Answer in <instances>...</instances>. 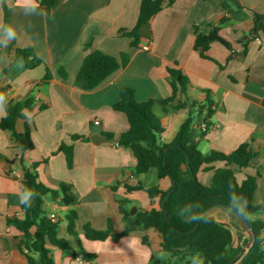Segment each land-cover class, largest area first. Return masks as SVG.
<instances>
[{"label": "crops", "instance_id": "1", "mask_svg": "<svg viewBox=\"0 0 264 264\" xmlns=\"http://www.w3.org/2000/svg\"><path fill=\"white\" fill-rule=\"evenodd\" d=\"M142 1L57 0L46 13L42 0H34L35 6L0 0V89H6L10 99L30 92L35 99L32 107L24 110L30 121L19 119L16 123L17 132L30 130L34 149L21 152L11 132L0 129V264H28L19 249L20 232L8 224V219L24 215L20 182L13 177L22 176L21 157L27 166L37 163L43 184L55 189L60 183L71 184L78 198L73 205H64L51 195L44 198L43 210L48 216H57L58 236L71 247V252L51 247L55 264H197L194 258L171 257L162 250L157 231L136 224L138 210L160 205L158 198L152 204L146 189L167 191L172 182L161 178L157 169L137 174L132 149L116 146L129 128L126 115L113 108L123 87L135 89L137 101L153 102L152 111L163 127L159 141L164 144L174 141L189 113L188 108L175 109L176 102L205 103L209 99L214 109L208 118L209 128L203 134L201 121L196 122L190 142L197 143L206 156L212 151L231 153L249 142L256 156L251 166L237 170L236 176L241 182L247 174H258L252 205H264V32L254 34V14H264V0H226L225 7L224 0L167 1L149 23L150 39L141 36L134 47L132 38L122 31L137 26ZM9 26L15 32L11 38L5 30ZM214 29L228 45L214 40L206 50L196 49V36L209 35ZM25 48H32L42 60L39 66L29 69L24 58L16 55V49ZM244 49L245 54L239 55ZM94 50L115 57L126 53L129 62L97 88L84 91L75 86V79L85 57ZM168 68L180 69L189 85L185 95L164 106L161 101L173 94ZM48 69L52 77L46 81ZM59 69L67 72L66 78L60 76ZM5 114L0 105V120ZM96 120L100 123L95 124ZM73 135L88 140H74ZM62 143L73 146L72 168L58 150ZM214 166L223 168L225 163ZM212 177L213 172L198 173L207 186ZM139 184L144 190H127ZM116 198L130 200L128 217L120 213ZM71 211L77 214L75 235L68 231L66 216ZM205 215L229 225L238 235L227 207L216 205ZM256 217L264 219V212L254 213ZM85 224L110 230V236L89 240L84 235ZM126 228L127 235L113 237ZM241 232L240 244L248 238ZM242 249L243 256L247 248ZM86 254L94 255L93 260H85ZM240 262L241 258L234 264Z\"/></svg>", "mask_w": 264, "mask_h": 264}, {"label": "trees", "instance_id": "2", "mask_svg": "<svg viewBox=\"0 0 264 264\" xmlns=\"http://www.w3.org/2000/svg\"><path fill=\"white\" fill-rule=\"evenodd\" d=\"M167 1L168 4H172L175 0L142 1L137 26L132 30L122 31L124 36L132 38V46H138L141 39L139 32L141 25L149 24ZM56 2L57 0H42L41 4L46 13H50ZM223 6H226V0L223 1ZM263 21L264 14H254V34L259 31L264 32ZM214 40L225 43L219 36L218 29H214L209 35H197L195 48L206 50L209 42ZM245 51L244 49L239 55L245 54ZM15 52L18 57L24 58L26 67L29 69L42 63L32 48L16 49ZM235 55L236 53H233L232 57ZM128 62L129 55L126 53L115 57L100 50H94L85 57L80 66L75 86L84 91L93 90L114 72L124 68ZM168 73L172 79L173 94L170 98L161 101L164 106L176 102L178 95H185L189 85L180 69L168 68ZM59 74L62 78L67 77L64 69H59ZM51 77L52 73L48 69L45 80L48 81ZM0 94H2L0 105L6 112L0 120V129L11 132L14 145L21 152L34 149L30 130L26 129L24 132L16 130L19 119L25 122L30 121L24 114V110L30 109L35 102L32 93L19 99L8 98L6 89H0ZM152 105L151 100L137 101L135 89L130 87L120 89L119 98L113 105L114 110L123 112L128 119L129 128L119 136L118 146L132 149L137 160L136 173L145 174L151 169H157L161 178L168 177L172 182L167 191L157 187L146 189L152 204L158 198L160 205L151 210H138L135 213L136 224L142 225L147 230L157 231L162 239V250L171 257H177L180 260L194 258L197 264H234L243 246L247 244L248 238L240 244L239 240L244 236L241 229H238L239 233L235 235L229 225L205 215V211L209 208L222 205L229 209L238 222L237 216L231 209L240 212L253 229L254 242L247 247V252L239 257L240 264H264V219L253 218L254 213L264 212V205L262 207L252 205L258 174H247L241 182H238L236 176V171L250 167L256 156L250 143H242L231 153L212 151L206 156L198 148L197 143L190 142L192 127L196 122L204 123L203 134H206L209 128L208 118L214 113L209 99L205 103L177 101L175 109L188 108V116L180 126L174 141L171 144L161 143L159 137L163 127L154 115ZM72 139L88 140V137L73 135ZM58 150L64 153L68 168H72L73 146L62 143ZM20 162L22 176L13 177L19 180L23 196L26 193H30V196L29 200L21 205L23 217L8 219V224L13 225L20 232L18 245L26 256L28 264H55L51 247H57L66 252H71V247L67 240L58 236L59 220L51 221L43 210L44 198L51 195L54 198H60L64 205H73L77 203V195L73 193L72 185L68 183H60L57 189L46 186L39 180L36 171L37 163L27 166L22 157ZM217 162L225 163V167L216 168L214 164ZM202 171L213 172L212 182L208 186L198 179V173ZM127 190H144V187L139 184L128 186ZM116 202L120 213L128 217L130 200L116 198ZM194 216L197 218L193 219ZM66 218L69 233L75 235L76 212L71 211ZM83 231L89 240H105L110 236V230H97L90 224H85ZM128 232L129 228H126L123 233L113 237L119 239ZM73 257H76L74 253ZM93 258L94 255L91 254L84 256L87 261Z\"/></svg>", "mask_w": 264, "mask_h": 264}, {"label": "water", "instance_id": "3", "mask_svg": "<svg viewBox=\"0 0 264 264\" xmlns=\"http://www.w3.org/2000/svg\"><path fill=\"white\" fill-rule=\"evenodd\" d=\"M140 35L144 38V39H149L150 38V28H149V24L145 23L143 25H141L140 27ZM107 139V138H106ZM108 140V139H107ZM19 167H21V164H18ZM231 209V208H230ZM235 215L237 216L239 222H240V226L241 229L243 231V233H245L246 235H248V241L246 246L250 247L253 242H254V233H253V229L252 226L250 225V223L240 214V212L231 209ZM131 213H133V211H131ZM244 249H242L240 251V253L237 256V259H239V257L243 254Z\"/></svg>", "mask_w": 264, "mask_h": 264}, {"label": "clouds", "instance_id": "4", "mask_svg": "<svg viewBox=\"0 0 264 264\" xmlns=\"http://www.w3.org/2000/svg\"><path fill=\"white\" fill-rule=\"evenodd\" d=\"M16 5L20 6V5H24V6H35L34 4V0H16ZM7 35L9 38H11L12 36L15 35V32L13 31V29L9 26L6 29ZM0 99H2V94H0ZM29 196L30 193H26L23 197H21V203H25L26 201L29 200ZM30 206V203L28 204ZM197 217H193V219H196Z\"/></svg>", "mask_w": 264, "mask_h": 264}, {"label": "built area", "instance_id": "5", "mask_svg": "<svg viewBox=\"0 0 264 264\" xmlns=\"http://www.w3.org/2000/svg\"><path fill=\"white\" fill-rule=\"evenodd\" d=\"M94 123H95V124H99L100 121H99V120H96ZM201 127H202V129H205V125H204V123H202V122H201ZM116 146H118V144H116ZM49 218H50L51 221H53V222H56V221L58 220V219H57V216H56L55 214H51V215L49 216Z\"/></svg>", "mask_w": 264, "mask_h": 264}, {"label": "rangeland", "instance_id": "6", "mask_svg": "<svg viewBox=\"0 0 264 264\" xmlns=\"http://www.w3.org/2000/svg\"><path fill=\"white\" fill-rule=\"evenodd\" d=\"M233 222L236 225L237 229H241L240 222L237 221V219L233 218ZM248 237V235H247ZM245 249L247 248L246 245L243 246Z\"/></svg>", "mask_w": 264, "mask_h": 264}]
</instances>
